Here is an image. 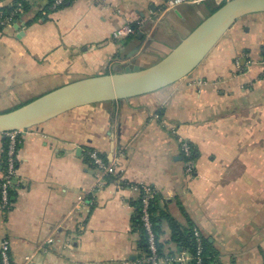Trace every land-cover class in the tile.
Instances as JSON below:
<instances>
[{
    "label": "crops",
    "instance_id": "obj_1",
    "mask_svg": "<svg viewBox=\"0 0 264 264\" xmlns=\"http://www.w3.org/2000/svg\"><path fill=\"white\" fill-rule=\"evenodd\" d=\"M28 1L19 28H0V112L83 77L148 67L218 6L74 0L51 10L49 0ZM128 21L137 32L115 39ZM263 42L264 12L248 15L181 80L23 131L15 195L0 212V246L10 240L13 264H146L141 197L130 186L141 183L156 190L165 252H191L174 239V222L179 232L199 228L217 254L212 264H264ZM182 137L194 146L193 177ZM92 149L120 168L100 189ZM5 158L0 132V182Z\"/></svg>",
    "mask_w": 264,
    "mask_h": 264
},
{
    "label": "water",
    "instance_id": "obj_2",
    "mask_svg": "<svg viewBox=\"0 0 264 264\" xmlns=\"http://www.w3.org/2000/svg\"><path fill=\"white\" fill-rule=\"evenodd\" d=\"M263 12L264 0L227 1L156 63L145 68L130 65L123 72L83 77L0 112V132L25 131L80 106L126 99L171 85L194 71L240 19Z\"/></svg>",
    "mask_w": 264,
    "mask_h": 264
},
{
    "label": "built area",
    "instance_id": "obj_3",
    "mask_svg": "<svg viewBox=\"0 0 264 264\" xmlns=\"http://www.w3.org/2000/svg\"><path fill=\"white\" fill-rule=\"evenodd\" d=\"M68 0H53L49 6L51 10H56L63 7ZM207 0H166L165 9H172L183 3L199 4ZM217 5L230 0H210ZM11 9L0 7V27L13 26L20 19V14L23 11V6L20 2L12 4ZM140 24V23H139ZM138 23L126 22L120 27L116 28L112 36L115 39L127 37L135 34L138 29ZM262 52L264 54V42L262 43ZM264 64V59H263ZM23 130H12L5 132L8 137V145L6 147L5 170L0 184V212L7 211L11 206L9 198V188L14 184L17 175V142L20 141ZM181 146L183 150V158L185 165V172L188 176L195 175V152L194 146L190 140L181 138ZM89 157L96 168V189L101 188L108 176L119 175L118 163L108 161L105 156L96 149L89 151ZM132 188L137 190L141 197L142 203V222L147 235V244L149 251L145 254L143 262L146 264H188L194 261L195 264L204 263V235L198 227L192 229V236L195 242V251L190 253H168L161 252L158 246V237L154 229L152 221V213L150 210L151 203L156 197V190L152 185L141 183L131 184ZM0 264H13L10 240L4 238L0 246Z\"/></svg>",
    "mask_w": 264,
    "mask_h": 264
},
{
    "label": "trees",
    "instance_id": "obj_4",
    "mask_svg": "<svg viewBox=\"0 0 264 264\" xmlns=\"http://www.w3.org/2000/svg\"><path fill=\"white\" fill-rule=\"evenodd\" d=\"M52 1L53 0H49L48 7L51 5ZM73 1L74 0H68L66 2V4L67 3H71ZM18 2H20L22 4L23 12L29 11L32 8V6H33V4L31 2H29L28 0H12V3L6 4V5L2 1H0V7L6 8V9H11L10 6L12 4H16ZM220 6L221 5H218L217 7H215L214 11L216 9H218ZM21 17H22V14H20L19 18H21ZM8 141H9V139H8V137H6V147L8 145ZM20 143H21L20 141L17 142V148H19ZM0 184H1V182H0ZM8 194H9L10 200H13V197L15 195L14 184L9 188V193ZM155 200H156V197L151 203L150 210H151V213H152V221H153L154 229L156 231L157 237H159V235H158L159 231L158 230L160 229L161 216L158 215V210H157V208L155 206ZM141 216H142V203L139 205L138 213L136 215L135 221H136L137 226L139 228H141V230H142V238H143L142 245H143V248L145 250V253H148L149 248H148V244H147V235H146V231H145L144 226H143V222H142ZM172 227L174 229V239L180 241V244L183 247H186L190 251L194 252L195 251V242H194V239H193V236H192V231L185 230V231H180L179 232L178 229H181V228L179 226H177L176 223H174V222L172 223ZM158 246H159V250L161 252H165L164 248H163V245L161 243H159V239H158ZM173 252H175V251H172V252H169V253H173ZM215 262H217V254H216L215 250L211 247L209 242L207 240H205L204 241V263L205 264H212V263H215ZM191 264H195V262L191 261Z\"/></svg>",
    "mask_w": 264,
    "mask_h": 264
}]
</instances>
